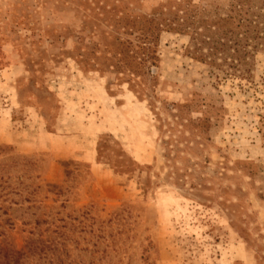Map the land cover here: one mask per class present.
I'll return each mask as SVG.
<instances>
[{
	"label": "rangeland",
	"instance_id": "374dc122",
	"mask_svg": "<svg viewBox=\"0 0 264 264\" xmlns=\"http://www.w3.org/2000/svg\"><path fill=\"white\" fill-rule=\"evenodd\" d=\"M233 1L0 0V264H264V49L151 23Z\"/></svg>",
	"mask_w": 264,
	"mask_h": 264
},
{
	"label": "trees",
	"instance_id": "16d2710c",
	"mask_svg": "<svg viewBox=\"0 0 264 264\" xmlns=\"http://www.w3.org/2000/svg\"><path fill=\"white\" fill-rule=\"evenodd\" d=\"M251 1H233L224 15L217 6L208 12L181 3L151 23L154 30L188 36L191 54L197 61L226 74L245 76L254 55L264 49V8L255 11Z\"/></svg>",
	"mask_w": 264,
	"mask_h": 264
}]
</instances>
